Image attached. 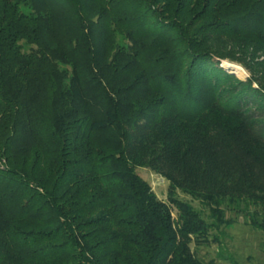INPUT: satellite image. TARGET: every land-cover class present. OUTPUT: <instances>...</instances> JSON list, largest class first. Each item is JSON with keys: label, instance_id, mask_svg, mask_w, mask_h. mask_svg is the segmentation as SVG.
Instances as JSON below:
<instances>
[{"label": "trees", "instance_id": "trees-1", "mask_svg": "<svg viewBox=\"0 0 264 264\" xmlns=\"http://www.w3.org/2000/svg\"><path fill=\"white\" fill-rule=\"evenodd\" d=\"M242 204L264 230V0H0V264H206Z\"/></svg>", "mask_w": 264, "mask_h": 264}, {"label": "rangeland", "instance_id": "rangeland-1", "mask_svg": "<svg viewBox=\"0 0 264 264\" xmlns=\"http://www.w3.org/2000/svg\"><path fill=\"white\" fill-rule=\"evenodd\" d=\"M27 48L28 44L25 43L24 49ZM226 61L239 65L243 68L244 73H237L232 68L225 66ZM220 66L242 80L249 79L253 72L255 73L260 69L258 67L259 69L255 68L251 71L242 63L229 59H222ZM136 170L140 176L149 182L156 196L169 204L168 181L149 168L137 167ZM176 195L181 200L190 201L201 212L202 217L210 221L208 206L180 190H177ZM244 208L243 204L236 208L224 205L225 214L231 223L222 226L220 230L211 229L208 240L193 241L191 248L195 255L206 264H209L210 261H215L217 264H264V230L255 228L249 223V216ZM250 209L253 210L254 206H251ZM172 215L177 216L175 207L172 209Z\"/></svg>", "mask_w": 264, "mask_h": 264}, {"label": "bare ground", "instance_id": "bare-ground-1", "mask_svg": "<svg viewBox=\"0 0 264 264\" xmlns=\"http://www.w3.org/2000/svg\"><path fill=\"white\" fill-rule=\"evenodd\" d=\"M225 64V66H227V67H230V68H232L234 71H236L237 73H244V70H243V68H241L239 65H237V64H234V63H232V62H225L224 63Z\"/></svg>", "mask_w": 264, "mask_h": 264}]
</instances>
